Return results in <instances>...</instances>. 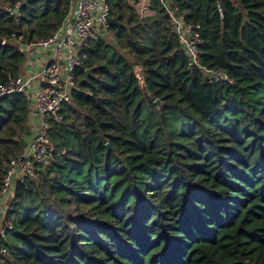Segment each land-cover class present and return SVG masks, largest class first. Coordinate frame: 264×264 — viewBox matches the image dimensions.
<instances>
[{"label": "trees", "instance_id": "trees-1", "mask_svg": "<svg viewBox=\"0 0 264 264\" xmlns=\"http://www.w3.org/2000/svg\"><path fill=\"white\" fill-rule=\"evenodd\" d=\"M130 1L106 0L125 26L85 51L36 178L8 194L0 261L264 264V0H177L199 63L234 85L188 69L157 0L143 19ZM16 3L18 19L2 10ZM72 3L0 0V86L21 74L17 39L49 37ZM30 136L28 103L1 97L0 188Z\"/></svg>", "mask_w": 264, "mask_h": 264}, {"label": "built area", "instance_id": "built-area-1", "mask_svg": "<svg viewBox=\"0 0 264 264\" xmlns=\"http://www.w3.org/2000/svg\"><path fill=\"white\" fill-rule=\"evenodd\" d=\"M157 1L168 15L190 64L213 83L234 85L235 82L227 74L199 63L200 26L186 21L177 0ZM129 5L139 19L146 18L150 11V0H133ZM18 6L19 3L13 7L6 5L2 10L18 19ZM109 9L106 0H73L61 27L49 37L30 42L19 37L15 42L16 51L24 58L21 74L17 78L9 77L6 84L0 86V98L18 94L25 99L28 103L31 136L21 156L9 162L0 188V256L4 252L2 242L13 229L12 224L5 220L9 209L7 196L12 192L16 180L36 178V168L44 163L49 146V126L60 124L63 107L72 104V92L76 90L75 71L81 65L85 51L95 40L107 38ZM151 12L154 13L153 10ZM218 13L222 18L220 7ZM4 43L2 40L1 45ZM33 54L44 60L31 65Z\"/></svg>", "mask_w": 264, "mask_h": 264}, {"label": "water", "instance_id": "water-1", "mask_svg": "<svg viewBox=\"0 0 264 264\" xmlns=\"http://www.w3.org/2000/svg\"><path fill=\"white\" fill-rule=\"evenodd\" d=\"M107 23L111 26H122V27L125 26V25L120 24L116 19L110 18V17L107 18ZM1 42H2V39L0 38V44ZM188 69L192 70L191 64H189ZM92 71H93V68L86 70V78L88 77V75L92 74ZM154 104L157 106L158 109H160L162 106V103L159 100H155Z\"/></svg>", "mask_w": 264, "mask_h": 264}, {"label": "crops", "instance_id": "crops-1", "mask_svg": "<svg viewBox=\"0 0 264 264\" xmlns=\"http://www.w3.org/2000/svg\"><path fill=\"white\" fill-rule=\"evenodd\" d=\"M151 11L152 10L150 8V11L147 13V17L154 16V13ZM43 60H44V58H41L40 56L33 54V55H31V58H30L31 62L30 63H31V65L34 66L35 63L40 64Z\"/></svg>", "mask_w": 264, "mask_h": 264}]
</instances>
